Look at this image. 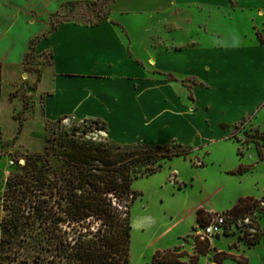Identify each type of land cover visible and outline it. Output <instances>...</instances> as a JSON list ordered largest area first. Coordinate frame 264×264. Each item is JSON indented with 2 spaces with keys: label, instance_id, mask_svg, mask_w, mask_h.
<instances>
[{
  "label": "crops",
  "instance_id": "crops-1",
  "mask_svg": "<svg viewBox=\"0 0 264 264\" xmlns=\"http://www.w3.org/2000/svg\"><path fill=\"white\" fill-rule=\"evenodd\" d=\"M93 1L0 0L1 142L39 153L51 124L98 120L117 145L174 143L201 153L198 168H214L208 185H220L211 190L198 177L209 201L189 212L195 225L180 241L198 226V209L224 214L241 198L261 200L252 177L264 169V145H256L263 157L247 164L231 132L245 118L255 122L262 113L264 121V0H114L98 25L65 21L50 33L52 17L67 3ZM34 40L33 54L51 57L36 70L25 65ZM184 76L197 84L184 85ZM230 145L235 160L213 156ZM188 156L175 158L195 167ZM242 165L250 170L232 173ZM176 171L169 167L162 184ZM180 179L185 187L194 181Z\"/></svg>",
  "mask_w": 264,
  "mask_h": 264
},
{
  "label": "rangeland",
  "instance_id": "rangeland-1",
  "mask_svg": "<svg viewBox=\"0 0 264 264\" xmlns=\"http://www.w3.org/2000/svg\"><path fill=\"white\" fill-rule=\"evenodd\" d=\"M113 1L95 0L78 3L79 5L74 7L70 5L72 3H67L68 6L61 12V16L64 21L91 24L97 21L100 16L108 17L109 6L113 4ZM94 3L97 5H93ZM107 12L108 14L105 16ZM182 15V18L185 19L190 16V13L185 12ZM178 27L184 32L189 28L182 21ZM50 58L49 53L40 58L32 53L26 59V67L36 70L40 64L50 61ZM185 68L188 71V68ZM179 79L189 87L195 84L191 78L185 76ZM262 118V113L255 122L250 118H245L231 132L235 141L240 144L239 149L242 151L240 156H244L243 161L247 164L256 163L258 157L256 145L258 144L259 147L264 145V121ZM99 128L100 124L93 123V120L81 123L57 122L51 124L48 127L46 147L39 152L47 151L48 153L36 163L38 166L60 169L63 164L60 154L65 150H71L75 145L82 142L92 147L106 144L111 149L118 150L119 145L111 142L106 135L107 132ZM164 146L178 149L177 144L174 143ZM193 146L191 144L190 147ZM211 146L208 145L204 148L206 152L211 149ZM232 146L214 149L213 156L217 158L223 155L228 161L235 160V152ZM154 147L156 146L152 148ZM137 148L144 149L145 147ZM184 149L188 150L187 147ZM30 154L29 151L22 149H11L9 145L0 140V222L5 216L2 208V196L6 188V181L11 175L24 172L27 157ZM200 154L195 152L188 156L192 158V165L195 167H192L188 160L175 158L172 163L167 162V166L156 175L134 181L133 190L141 193L142 196L134 202L130 210L132 221L131 264H154L153 256L158 251L163 260L172 258L184 264H195V262L196 264H246L248 260L249 264H264V243L250 247L246 242L240 241L244 233L264 235V197L261 199L262 202L245 217L233 222L227 221L225 232L229 233L230 236L222 234L204 241L200 237L197 238L195 233L199 228L198 225L189 236L181 238V241L178 239L179 234L188 233L195 225L193 213L189 212L199 203L209 201L207 192H205L198 177L207 179V188L211 190L214 186L220 185H214V183H210L211 186L208 185L209 180H214V168H198L203 165ZM169 167L172 170H177L176 173L172 172L168 178L171 183H179L180 177L194 181H189L187 187L179 183L181 187H175V190L172 189L173 184L167 180L163 182L165 184H162V177L167 174ZM252 178L259 182L258 186H254V191H257L260 197L264 196V169L258 168ZM214 200L221 206L229 203L228 199L215 198ZM91 227V231L97 232L99 222L93 221ZM60 228L63 239L71 242L75 234L74 227L63 223ZM40 230L38 224L24 228L18 236L14 237L11 245L3 253L0 251V264H70L64 256H57L51 240L48 239V236L43 235ZM178 243L179 245H177ZM207 243L209 244L208 251L201 252L200 244L204 246ZM41 246H44L45 250L40 259Z\"/></svg>",
  "mask_w": 264,
  "mask_h": 264
},
{
  "label": "trees",
  "instance_id": "trees-1",
  "mask_svg": "<svg viewBox=\"0 0 264 264\" xmlns=\"http://www.w3.org/2000/svg\"><path fill=\"white\" fill-rule=\"evenodd\" d=\"M113 4L109 6V11ZM61 15L59 12L52 17L50 33L65 22ZM103 18L100 16L97 21L87 25L96 26ZM47 36L48 33H45L42 37ZM259 39L264 43L260 34ZM37 41L31 44L25 65ZM93 123L100 124L99 129L106 131L105 123L98 120ZM22 127L21 123L20 130ZM177 147L176 150L171 146L139 149L119 145L118 150H113L106 144L92 147L82 142L60 154L63 162L60 169L38 166L36 162L41 161L47 151L31 153L27 157L24 172L13 174L6 181L2 196L5 216L0 222L1 253L24 228L38 224L40 232L51 240L57 256H64L70 264H131L130 210L142 196L133 190V183L160 172L175 157L191 154V150L184 149L182 145L178 144ZM258 153L262 158L261 149H258ZM249 170V167L242 165L232 173L242 174ZM261 202L253 197L239 199L231 210L224 213L227 221L245 217ZM212 217L213 214L204 209L197 210L199 227L210 224ZM93 221L99 222L95 233L91 231ZM63 223L74 227L75 234L71 242L64 240L61 235L60 226ZM224 234L230 236L229 233ZM240 241L254 247L264 242V235L244 233ZM199 248L204 253L208 251L209 244H200ZM44 250L45 247L41 246L40 259ZM160 255L158 251L153 256L154 264H184L172 258L163 260Z\"/></svg>",
  "mask_w": 264,
  "mask_h": 264
},
{
  "label": "built area",
  "instance_id": "built-area-1",
  "mask_svg": "<svg viewBox=\"0 0 264 264\" xmlns=\"http://www.w3.org/2000/svg\"><path fill=\"white\" fill-rule=\"evenodd\" d=\"M226 224H227L226 215L223 213L222 214L215 213L213 214L210 224L204 227H199L195 233L202 240H205V239L210 240L213 237L224 234ZM213 264H216V263H213Z\"/></svg>",
  "mask_w": 264,
  "mask_h": 264
}]
</instances>
